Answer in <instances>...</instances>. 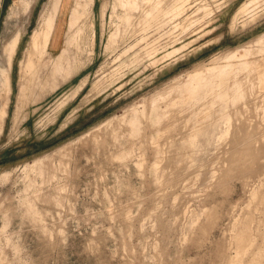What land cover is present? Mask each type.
<instances>
[{"label": "rangeland", "instance_id": "1", "mask_svg": "<svg viewBox=\"0 0 264 264\" xmlns=\"http://www.w3.org/2000/svg\"><path fill=\"white\" fill-rule=\"evenodd\" d=\"M0 264H264V0H0Z\"/></svg>", "mask_w": 264, "mask_h": 264}, {"label": "bare ground", "instance_id": "2", "mask_svg": "<svg viewBox=\"0 0 264 264\" xmlns=\"http://www.w3.org/2000/svg\"><path fill=\"white\" fill-rule=\"evenodd\" d=\"M12 37V36H11Z\"/></svg>", "mask_w": 264, "mask_h": 264}]
</instances>
